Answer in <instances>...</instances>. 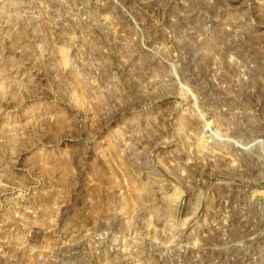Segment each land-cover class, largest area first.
Segmentation results:
<instances>
[{"label": "rangeland", "instance_id": "obj_1", "mask_svg": "<svg viewBox=\"0 0 264 264\" xmlns=\"http://www.w3.org/2000/svg\"><path fill=\"white\" fill-rule=\"evenodd\" d=\"M0 264H264V0H0Z\"/></svg>", "mask_w": 264, "mask_h": 264}]
</instances>
